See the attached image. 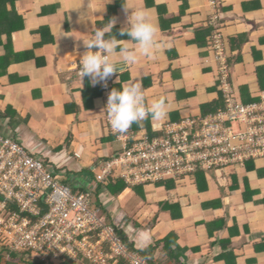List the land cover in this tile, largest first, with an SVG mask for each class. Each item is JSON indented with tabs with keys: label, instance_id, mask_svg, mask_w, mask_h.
<instances>
[{
	"label": "crops",
	"instance_id": "crops-1",
	"mask_svg": "<svg viewBox=\"0 0 264 264\" xmlns=\"http://www.w3.org/2000/svg\"><path fill=\"white\" fill-rule=\"evenodd\" d=\"M218 1L233 85L241 99L249 100L262 90L259 75L264 80V0ZM210 2L17 0L23 21L17 25L23 26L10 40L7 32L0 37V134L24 146L73 189L93 192L123 241L147 252L155 263L264 264L263 159L254 160L251 171L213 172L200 183L96 184L100 164L121 145L106 129L100 82L87 76L80 80L79 60L87 50L82 39L113 14L111 35L127 40L119 32L131 9L148 12L158 26V50L151 56L138 53L136 63L109 82L111 89L141 82L149 104L167 98L165 119L149 117L127 131L152 132L167 121L202 115L204 106L219 98L217 65L206 41L197 39L209 26ZM125 40L121 43H130ZM141 232L151 235L146 247L140 244ZM171 235L173 258L164 244ZM7 258L0 249V264H7Z\"/></svg>",
	"mask_w": 264,
	"mask_h": 264
},
{
	"label": "built area",
	"instance_id": "built-area-1",
	"mask_svg": "<svg viewBox=\"0 0 264 264\" xmlns=\"http://www.w3.org/2000/svg\"><path fill=\"white\" fill-rule=\"evenodd\" d=\"M210 3V51L224 107L139 135L114 133L106 113L109 133L121 147L100 164L97 186L109 180L128 188L182 182L199 172L264 160V90L249 102L237 95L218 2ZM101 87L106 105L109 79ZM0 249L7 257L16 253L44 264H151L123 241L91 191L75 193L24 146L1 134Z\"/></svg>",
	"mask_w": 264,
	"mask_h": 264
},
{
	"label": "clouds",
	"instance_id": "clouds-1",
	"mask_svg": "<svg viewBox=\"0 0 264 264\" xmlns=\"http://www.w3.org/2000/svg\"><path fill=\"white\" fill-rule=\"evenodd\" d=\"M128 9L131 8L125 6V11ZM131 10L127 16V25L119 32L120 36L126 35L129 39H118L117 36L111 35L116 23L114 18L106 25L96 27L90 38L82 39L87 50L79 60L81 81L87 76L94 84L106 82L122 72L125 66L136 63L138 53L151 56L158 50L159 45L156 40L158 26L151 21L145 9ZM105 34H110L107 39ZM121 40L130 43L122 44ZM104 109L114 133L123 134L134 123L140 124L149 117L157 120L165 119L169 106L165 96L153 99L150 104L146 103L142 83L134 81L127 82L118 89L113 88L107 96ZM95 204L100 205L97 201ZM138 236L143 247L151 242V235L148 232L138 233Z\"/></svg>",
	"mask_w": 264,
	"mask_h": 264
},
{
	"label": "trees",
	"instance_id": "trees-1",
	"mask_svg": "<svg viewBox=\"0 0 264 264\" xmlns=\"http://www.w3.org/2000/svg\"><path fill=\"white\" fill-rule=\"evenodd\" d=\"M16 2L17 0H0V37L2 35H4L5 32H7V36H8V39L10 40L11 36L17 31L19 30L17 28V26L20 28V26H23V23L21 25H17L18 22H23L22 21V18L19 16H17V12H16ZM219 3V2H218ZM11 6L12 8L9 10L8 6ZM220 5V4H219ZM18 17L19 19H14V17ZM112 16L113 14L108 17L104 22L100 23L97 25V27H101L102 25H105L108 23V21L110 19H112ZM222 21V20H221ZM211 33H212V26L209 25L206 32H200L199 35H198V42L200 43V41L202 42L203 41H206L205 42V46L207 48L210 49L211 47ZM227 51H228V55L230 56V58L232 59V55H231V52L229 50V48L227 47ZM1 61V60H0ZM258 83H259V86L262 90H264V80L261 79V76L259 75V78H258ZM111 85H112V82H111ZM111 85H110V82H109V86H110V89H111ZM99 89H100V93L103 94L104 91L102 90V87H101V82H100V86H99ZM217 89H218V92H219V98L216 100V102H212L206 106H204V113L203 114H207V113H211V112H215L217 111L219 108L221 107H224V98L222 96V92L221 90L219 89V86H217ZM112 90V89H111ZM242 91H243V88H242ZM241 91V92H242ZM240 92V91H239ZM241 96V95H240ZM256 97L252 98V99H249V100H245L244 98L242 99L244 102H249V101H252V100H255ZM103 99H104V94H103ZM104 104H105V101H104ZM105 107V105H104ZM104 118H105V125H106V129L108 131V134L112 137L115 138V136L111 135L109 133V130L107 128V123H106V110L104 109ZM116 139V138H115ZM112 157H109L108 159H106L105 161L111 159ZM252 163V164H251ZM253 163H254V160L252 161H249L247 162L243 168H246L247 171H251L253 169ZM204 176H207V173L206 172H199L197 173V175L193 178L197 183H200V182H203L205 180V177ZM112 183H120L122 186H125L123 184V182L121 181H114V180H109L108 181V184H112ZM170 183V184H168ZM179 184V182H176V181H170V182H166V183H162L160 185H166V186H169V185H176V184ZM159 185V184H158ZM200 186H202L203 184H199ZM126 187V186H125ZM203 187V186H202ZM73 189V188H72ZM201 190V188H200ZM202 190H204V188H202ZM73 191L75 193H80V191H77L75 189H73ZM118 234L122 237V239H125L123 238L122 234L118 232ZM172 239L174 240V235H171L169 236L168 238L165 239L164 241V244H165V248L167 250V254L173 258V254H172V249H171V246L174 242H172ZM126 240V239H125ZM126 242V241H125ZM128 243V242H127ZM129 244V243H128ZM130 245V244H129ZM130 248L131 249H134L136 250L134 247H132L130 245ZM138 251V250H137ZM146 260H148L149 263L151 264H158V263H155L149 256H148V253L147 252H141V251H138ZM4 254V252H3ZM8 263L7 264H44L42 261H39V260H33V261H26V259L23 258L22 255H18L16 253H11L9 254L8 256ZM64 264H74L70 261H67L64 263ZM120 264H126L124 261H121Z\"/></svg>",
	"mask_w": 264,
	"mask_h": 264
},
{
	"label": "rangeland",
	"instance_id": "rangeland-1",
	"mask_svg": "<svg viewBox=\"0 0 264 264\" xmlns=\"http://www.w3.org/2000/svg\"><path fill=\"white\" fill-rule=\"evenodd\" d=\"M217 2H219V1L217 0ZM222 6H223V5H222ZM216 11H218L219 13H222V12H221V5H219V3H218V5H217V10H216ZM213 12H214V10H212V13H213ZM212 15H213V14H211V16H212ZM211 16H210V17H211ZM232 81H233V79H232ZM219 89H220V88H219ZM238 91H239V90H237V95L239 94ZM225 171H226L228 174H229V173H234V172H235V168H231V167H230V168H227ZM217 174H219V176H221V175L223 174V171H221V172L218 171ZM220 179L223 180L221 177H220ZM187 180H188V179H187Z\"/></svg>",
	"mask_w": 264,
	"mask_h": 264
}]
</instances>
